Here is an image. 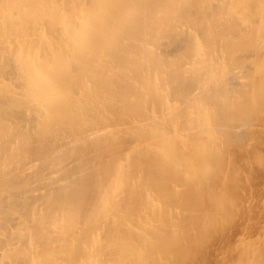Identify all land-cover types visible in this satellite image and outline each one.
Wrapping results in <instances>:
<instances>
[{
	"label": "bare ground",
	"instance_id": "6f19581e",
	"mask_svg": "<svg viewBox=\"0 0 264 264\" xmlns=\"http://www.w3.org/2000/svg\"><path fill=\"white\" fill-rule=\"evenodd\" d=\"M0 264H264V0H0Z\"/></svg>",
	"mask_w": 264,
	"mask_h": 264
}]
</instances>
